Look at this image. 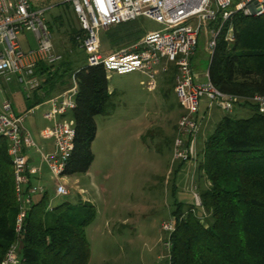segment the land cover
<instances>
[{"label":"trees","instance_id":"obj_1","mask_svg":"<svg viewBox=\"0 0 264 264\" xmlns=\"http://www.w3.org/2000/svg\"><path fill=\"white\" fill-rule=\"evenodd\" d=\"M67 21L70 49L58 65L37 66L36 74L44 79L42 91L26 100L34 101L30 110L56 91L67 90L74 78L78 90L71 113L75 139L64 172L72 178L90 171L96 117L112 114L114 92L109 91L105 69L87 65L80 49L83 31ZM138 21L102 32L101 43L107 42L116 52L140 42L147 32ZM232 23L235 42L229 44L223 34L206 68L209 82L221 93L238 98L249 116L224 114L197 154L201 207L175 200L172 216L178 223L169 239V264H264V114L251 101L264 97V15L237 14ZM166 75L175 83L174 67ZM48 196L46 192L35 199L18 232L20 204L13 167L8 143L0 139V264L13 247L18 248L19 264H90L86 230L96 217L95 206L77 197L76 204L64 202L50 209Z\"/></svg>","mask_w":264,"mask_h":264},{"label":"built area","instance_id":"obj_2","mask_svg":"<svg viewBox=\"0 0 264 264\" xmlns=\"http://www.w3.org/2000/svg\"><path fill=\"white\" fill-rule=\"evenodd\" d=\"M69 3L83 31L80 49L87 56L88 66H102L108 78L113 74L125 76L139 72L148 78L144 86L149 92L157 89L161 75L175 68V95L184 116L179 121L173 162L190 163L197 155L199 124L196 118L202 101H207L209 108L216 106L224 114H232L240 102L238 98L218 91L209 81L196 82L192 60L198 39L204 32L205 50L209 56L223 34L226 42L234 43V16L264 15V0H69ZM46 12V9H34L30 0H0V85L5 79L14 77L26 99L41 94L44 79L36 74L37 66L42 63L54 67L63 59L55 52ZM140 18L151 20L162 29L147 32L140 42L128 48L108 53L101 50L102 32ZM24 33L32 34L35 41V47L28 51L23 49L20 41ZM77 93L73 81L72 87L46 101L49 108L43 119L49 125L41 130L40 136L51 142L52 150L47 152L38 147L32 135L23 128L26 117L39 106L19 115L8 99L0 104V139L8 143L20 204L18 232L28 208L47 192L41 183L46 172L54 184L56 197L66 198L73 194V188L67 187L69 178L64 172L74 148L75 124L71 113L76 107ZM251 101L264 114V97H255ZM33 179L38 183H32ZM76 189L83 196L85 191ZM193 205L201 207L200 197L195 193ZM177 223L175 217L162 223V231L169 237L165 243L168 251L171 247L169 239ZM19 263L18 248L13 247L2 264Z\"/></svg>","mask_w":264,"mask_h":264},{"label":"rangeland","instance_id":"obj_3","mask_svg":"<svg viewBox=\"0 0 264 264\" xmlns=\"http://www.w3.org/2000/svg\"><path fill=\"white\" fill-rule=\"evenodd\" d=\"M30 1L35 9L47 10L46 23L53 35L55 52L64 55L71 47L67 19L72 20L75 29H80L69 0ZM138 22L146 32L162 29L161 25L146 18H140ZM33 39L30 33L20 36L25 51L30 49L27 41L31 43V49L34 48ZM198 40L194 63L200 68L203 62L204 72L209 59L204 32ZM101 50L104 53L111 51L105 41ZM83 56L85 58V52ZM147 81L148 78L139 72L110 76L109 88L114 92L113 112L109 116L96 117L97 135L92 144L94 161L88 175L69 178L67 187L73 188L72 196L56 197L54 184L49 181L47 172L41 181L48 192L51 208L64 202L76 204L77 197L84 202L87 201L83 198L90 199L95 204L96 217L86 230L91 248L90 264H169V251L165 248L169 237L162 231V223L173 218L175 200L190 206L194 204V193H199V156L181 167L180 162H173L179 121L184 116L174 94L175 83L169 82L171 78L163 74L158 80V88L149 92L144 86ZM1 89L0 104L8 99L17 114H23L34 106L32 99L26 100L14 77L5 79ZM203 102L206 101H202L196 118L201 145L224 116L221 110L216 111V106L209 108ZM237 104L238 108H243L239 102ZM41 106L35 107L37 109L26 117L23 128L32 135L36 145L47 152L51 142L44 141L40 132L49 125L43 119L48 106ZM206 107L208 113L203 115ZM234 115L244 118L249 116V112H236ZM201 149L197 141V154ZM176 168L181 173L179 177ZM176 177L177 193L173 185ZM76 187L88 190V194L84 192L81 196Z\"/></svg>","mask_w":264,"mask_h":264},{"label":"crops","instance_id":"obj_4","mask_svg":"<svg viewBox=\"0 0 264 264\" xmlns=\"http://www.w3.org/2000/svg\"><path fill=\"white\" fill-rule=\"evenodd\" d=\"M32 4V3H31ZM32 7L35 9V7H34V5L32 4ZM37 9H43V8H37ZM34 40V39H33ZM34 43H35V41H34ZM27 46L29 47V48H32L31 47V43L29 42V41H27ZM34 47H35V45H34ZM208 62V61H207ZM203 62L202 63H200V68H198L197 67V65H195V63H194V70H195V75H196V82H198V83H206V82H208L209 81V78H208V69L207 68H205V70H204V72H203V70H202V67H203ZM207 66V64L205 65V67ZM166 77V76H165ZM73 81H74V78H72V80H71V86L70 87H72V85H73ZM4 81H2V83H1V85H0V89H1V86H3L4 85ZM44 84V83H43ZM69 87V88H70ZM68 88V89H69ZM158 88V87H157ZM109 91L111 92V90H110V88H109ZM64 92V91H63ZM63 92H58V91H56L55 93H53V95L51 96V97H49V98H47V100L48 99H50V98H52V97H56V96H58V95H60L61 93H63ZM175 94V93H174ZM34 96V95H33ZM47 100H45V101H43L41 104H39L38 106H41V107H47L48 105L47 104H45L46 103V101ZM178 102V101H177ZM204 104H206V106L208 105L207 104V101L206 102H203ZM48 108H49V106H48ZM213 108H215V107H213ZM219 109L217 108L216 109V111H218ZM236 112H238V113H241V112H243V113H247L248 112V110H246V108H238V107H236L235 109H234V113H236ZM208 113V111H207V107L205 108V111H204V113H203V115H206ZM224 114V113H223ZM202 116V115H201ZM223 117V116H222ZM204 141V140H203ZM206 141V140H205ZM205 141H204V144H205ZM199 144H200V146H202L203 147V145L204 144H202L201 145V142H200V138L198 139V146H199ZM51 148L50 147H48L47 148V150L49 151ZM172 172V171H171ZM182 173H183V171H182ZM171 174V173H170ZM86 175H88V174H86ZM181 175V173L179 172L178 174H177V177H179ZM177 177L175 178V181H174V183H173V185L176 187V191L178 192V186H177V184H176V180H177ZM85 192H86V194H88V190H85ZM176 192V193H177ZM94 196V195H93ZM85 199V201H87V202H89V203H91L92 205H95L94 203H93V201H91L90 199L88 200V199H86V198H83V200ZM158 259V258H157ZM159 260V259H158Z\"/></svg>","mask_w":264,"mask_h":264}]
</instances>
